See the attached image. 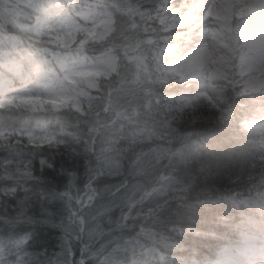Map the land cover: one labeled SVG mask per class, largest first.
I'll return each mask as SVG.
<instances>
[{"label":"trees","instance_id":"16d2710c","mask_svg":"<svg viewBox=\"0 0 264 264\" xmlns=\"http://www.w3.org/2000/svg\"><path fill=\"white\" fill-rule=\"evenodd\" d=\"M198 1L0 0V216L21 198H55L69 173L94 167L114 150L147 151L142 146L149 143L152 148H195L212 137L236 142L232 129L221 128L212 118L213 113H221L224 96L218 84L226 82L223 68H230L237 57L238 44L232 37L236 29L230 30L229 21L221 35L227 33L232 39V44L228 39L224 42L231 55L221 51L213 64L216 71L206 78L182 72L168 83L156 78L158 63L171 65L189 47H200L205 21L192 9ZM240 1L246 2L232 0ZM38 3L45 4L46 11L37 13ZM259 11L264 17V9ZM246 19L239 21H257L256 14ZM52 29L70 33L72 39L66 47L56 48L55 58L52 49L34 54L28 44H42ZM146 70L154 73L151 79ZM261 77L257 72L250 93L264 87ZM202 91L218 102L197 97ZM232 115L257 127L264 122V100L256 95L251 104H238ZM117 127L126 132L116 133ZM154 131L161 138L145 139ZM226 163L223 170L228 178L220 195L230 197L237 211L225 241L223 264H250L249 256L264 247V227L259 224L264 208L262 162L240 152ZM161 186L167 188L166 183L157 185ZM182 198L177 190L175 199ZM168 204L175 210L173 201ZM199 206L214 208L216 199H202ZM173 220L169 230L176 238L156 247L166 259L181 264L185 249L202 242L198 234L203 229L195 216ZM43 239L51 244L50 235ZM5 259L6 253L0 252V264Z\"/></svg>","mask_w":264,"mask_h":264},{"label":"clouds","instance_id":"9594fccd","mask_svg":"<svg viewBox=\"0 0 264 264\" xmlns=\"http://www.w3.org/2000/svg\"><path fill=\"white\" fill-rule=\"evenodd\" d=\"M34 9L43 13L46 5L38 3ZM233 36L238 44L237 57L230 68H223L226 82L218 84L224 96L223 112L213 113L212 118L221 128H231L236 142L225 143L212 137L209 143L195 148H152L149 143L142 146L147 151L122 154L114 150L94 167L69 173L62 193L55 198L18 199L11 211L5 209L6 214L0 216V252L6 253L5 264H159L160 260L175 264L156 245L176 238L169 230L174 216L189 215L200 220L203 230L198 235L202 242L185 249L181 264H223L225 241L237 211L230 197L220 195L228 178L223 170L227 168L226 159L240 152L257 157L262 162L260 179L264 183V122L253 127L232 115L238 104H251L256 95L264 100V87L256 94L249 92L258 71L264 79V60L257 61L252 55L243 31L238 30ZM224 38L232 44L227 33ZM71 39L70 33L52 29L42 44L29 43L28 47L36 55L52 49L55 58L56 48L66 47ZM221 50L231 55L227 49ZM196 54V49L189 47L171 65L158 63L157 80L168 83L182 72L208 77L216 71L210 65L198 70L190 68ZM152 75L146 70L148 79ZM229 100L233 103L229 104ZM159 138V131H154L145 139L155 142ZM165 152L170 155L166 157ZM177 155L179 158L174 161L172 157ZM165 170L167 176L163 174ZM162 183L167 188L157 187ZM177 190L183 194L182 199H175ZM213 197L214 208L199 206L202 199ZM170 200L175 210L168 204ZM259 224L264 227V208L260 210ZM137 227L139 231L135 230ZM49 235L51 244L43 239ZM128 238L135 243H129Z\"/></svg>","mask_w":264,"mask_h":264},{"label":"rangeland","instance_id":"374dc122","mask_svg":"<svg viewBox=\"0 0 264 264\" xmlns=\"http://www.w3.org/2000/svg\"><path fill=\"white\" fill-rule=\"evenodd\" d=\"M250 1L251 0H246L244 4L241 1L233 4L232 0H199L198 3L192 7L194 11L198 12L199 15L203 17V21H205L203 32L199 39L198 46L200 47L196 48L197 54L190 63L195 70H198L199 67L203 69L209 65L213 66L219 54L222 53L221 49H224V42L226 39L221 35V32L224 30L223 25L225 21H229L227 24L228 26L231 23L230 30L236 29V31H238V29H240V31H243L246 35L245 43L250 48L252 55L257 61L264 60V17L261 16V11H259L264 9L262 8L264 6V0H253L252 3H250ZM255 14L257 21L245 23L243 20L241 24L236 27L235 24H237V21L250 18ZM205 25H207V27H205ZM196 96L206 97L207 100L213 103L218 102L216 96H212L205 91L198 92ZM219 109L222 113V107H219ZM136 131L137 133H141V130ZM125 132L126 130L123 127H117L116 129V133L124 134ZM248 259L251 261L250 264H264V247L260 251L251 254Z\"/></svg>","mask_w":264,"mask_h":264},{"label":"snow or ice","instance_id":"6c2138e0","mask_svg":"<svg viewBox=\"0 0 264 264\" xmlns=\"http://www.w3.org/2000/svg\"><path fill=\"white\" fill-rule=\"evenodd\" d=\"M20 243L22 244L23 242L21 241Z\"/></svg>","mask_w":264,"mask_h":264}]
</instances>
